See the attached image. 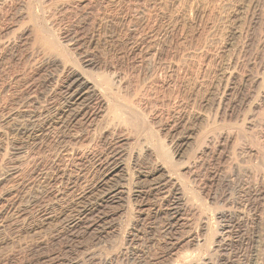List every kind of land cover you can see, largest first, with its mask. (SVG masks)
Returning <instances> with one entry per match:
<instances>
[{"label":"rangeland","instance_id":"rangeland-1","mask_svg":"<svg viewBox=\"0 0 264 264\" xmlns=\"http://www.w3.org/2000/svg\"><path fill=\"white\" fill-rule=\"evenodd\" d=\"M0 264H264V0H0Z\"/></svg>","mask_w":264,"mask_h":264},{"label":"bare ground","instance_id":"bare-ground-1","mask_svg":"<svg viewBox=\"0 0 264 264\" xmlns=\"http://www.w3.org/2000/svg\"><path fill=\"white\" fill-rule=\"evenodd\" d=\"M80 77H78V78H75L74 80H73V82H71V84L70 85H68L69 86V88H68V90H69V92H71V94H69V98H68V100H69V102L67 103V106L66 107H68L69 109L70 108H72L73 106H76V102H78L81 98H82V96H83V94H82V91L84 90V88H85V83H83V80L81 79L82 78V76L81 75H79ZM66 88V89H67ZM75 88V89H74ZM65 89V90H66ZM72 90V91H71ZM87 90V89H86ZM88 91V90H87ZM89 91H91V90H89ZM88 91V92H89ZM87 92V93H88ZM68 96V95H67ZM89 97V96H88ZM66 103V102H65ZM69 104V105H68ZM62 106V105H61ZM79 106V105H78ZM77 106V107H78ZM65 107V108H66ZM61 108H63V107H61ZM67 108V109H68ZM71 110V109H70ZM81 110V109H80ZM74 113V112H73ZM71 115V114H70ZM55 116V115H54ZM67 116V115H66ZM75 116H76V114H75ZM65 117V116H64ZM67 117H69V116H67ZM56 118V117H55ZM63 118V117H62ZM31 119V118H30ZM61 119V118H60ZM73 119V118H72ZM63 120V119H62ZM65 120H66V118H65ZM71 120V119H70ZM46 121V120H45ZM44 121V122H45ZM50 121V120H49ZM63 123H64V121H62ZM71 122V121H70ZM60 123V122H59ZM49 125V124H48ZM66 125V124H65ZM64 126V125H63ZM65 127V126H64ZM30 129V128H29ZM120 154V153H119ZM108 155V154H107ZM114 155V154H113ZM116 155V154H115ZM111 157V156H110ZM113 159H114V161L116 162L117 161V159H115V157L114 158H112V161H113ZM106 160V159H105ZM108 161V160H107ZM119 161V160H118ZM115 162H114V166H113V169H112V171L113 170H115V169H118V166H119V164L118 163H116L115 164ZM93 163V162H92ZM106 163V162H105ZM112 163V162H111ZM100 166V165H99ZM108 167V166H107ZM105 170H106V168L105 167H103ZM103 169V170H104ZM108 169H109V167H108ZM118 172V171H117ZM106 173V172H105ZM110 173V172H109ZM108 173V174H109ZM105 176V175H104ZM108 181V180H107ZM104 183V182H103ZM174 185V184H173ZM173 185H172V187H173ZM113 186V185H112ZM156 187H158V186H156ZM177 187V186H176ZM107 189V188H106ZM111 189V188H110ZM118 191V190H117ZM116 191V192H117ZM152 191V190H151ZM93 192V191H92ZM108 192V191H107ZM115 192V193H116ZM160 192V191H159ZM167 192V191H166ZM102 193V192H101ZM114 192H112V193H108V194H106L104 197H103V199H102V201H101V205L99 204V208H97V209H93V207L91 208V210H101V208L100 207H103L102 206V204L103 203H105L104 205H106L107 206V204H111V203H115L116 202V196H115V193H114V195H112ZM81 194H83V193H81ZM100 194V193H99ZM104 194H105V192H104ZM119 194V193H118ZM137 194V193H136ZM98 195V194H97ZM138 196V195H137ZM181 196H182V194H181ZM180 196V194L179 193H174L173 194V197H172V204H171V207H170V211L172 212V214H173V216H174V214H177V211L178 210H180L181 209V207L183 206V200H182V197ZM97 197V196H96ZM99 197V196H98ZM163 197V196H162ZM101 198H102V196H101ZM120 198V197H119ZM90 199V198H89ZM97 199H99V198H97ZM162 200V199H161ZM118 201V200H117ZM165 201V200H164ZM94 202H95V200H94ZM170 202V201H169ZM92 203V202H91ZM87 206V205H86ZM91 206H93V205H91ZM109 206V205H108ZM107 208V207H106ZM183 208V207H182ZM104 209H105V207H104ZM86 210H88V208L86 209ZM15 211V210H14ZM105 211V210H104ZM89 212V211H88ZM101 212V211H100ZM93 214V213H92ZM69 216V215H68ZM85 216H87V215H85ZM97 215H95V217H96ZM101 216V215H100ZM96 217L98 220H100L101 219V217ZM108 216V215H107ZM177 216V215H176ZM65 218V217H64ZM89 218V217H88ZM175 218V217H174ZM67 219V218H66ZM76 219V218H75ZM82 219V218H81ZM91 219V218H90ZM84 220V219H83ZM94 220V219H93ZM98 220L96 221V222H98ZM106 221V220H105ZM219 221V220H218ZM64 222V221H63ZM77 222V221H76ZM96 222H94V224L96 223ZM102 222V221H101ZM84 223V222H83ZM87 223V222H86ZM89 223V222H88ZM105 223V222H104ZM93 224V225H94ZM106 224V223H105ZM219 224V223H218ZM217 224V225H218ZM84 225V224H83ZM82 225V226H83ZM91 225H92V223H91ZM93 225L92 226H90V227H88V230L90 231L91 229H93V230H91L90 232H93V231H97L98 230V228L100 227L99 226V224L97 223V224H95V228H93ZM231 225V224H230ZM88 226V225H87ZM105 226V225H104ZM169 226V225H168ZM221 229V228H220ZM83 230H85V228L83 229ZM100 231H101V229H100ZM170 231V230H169ZM73 232V231H72ZM86 233V232H85ZM88 233V232H87ZM223 233V232H222ZM221 233H219V235H220ZM230 237V236H229ZM72 241V240H71ZM224 243V242H223ZM221 243L219 242V245H220ZM222 246V245H221ZM218 247H220V246H218ZM73 262V261H72Z\"/></svg>","mask_w":264,"mask_h":264}]
</instances>
